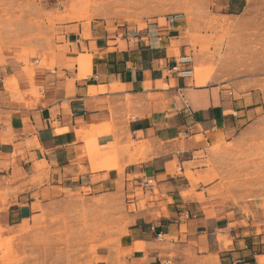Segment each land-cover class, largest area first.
I'll return each instance as SVG.
<instances>
[{"label":"crops","instance_id":"obj_1","mask_svg":"<svg viewBox=\"0 0 264 264\" xmlns=\"http://www.w3.org/2000/svg\"><path fill=\"white\" fill-rule=\"evenodd\" d=\"M213 1L237 15L249 0ZM179 28L154 24L120 38L94 24L86 38L80 27L44 64L30 57L33 67L4 53L0 224L69 192H120L129 222L115 244L98 248L99 264H264V227L255 232L246 206L211 207L184 193L187 165L207 144L237 134L252 109L223 85H192L169 71L175 46L186 48ZM112 143L120 160L100 151ZM93 144L97 153L88 155ZM215 228H226L228 240Z\"/></svg>","mask_w":264,"mask_h":264},{"label":"rangeland","instance_id":"obj_2","mask_svg":"<svg viewBox=\"0 0 264 264\" xmlns=\"http://www.w3.org/2000/svg\"><path fill=\"white\" fill-rule=\"evenodd\" d=\"M175 22L186 47L183 53L194 58L190 84L223 85L252 109L251 119L237 134L207 144L187 165L190 190L184 193L211 207L246 206L244 214L261 234L264 0H249L237 15L221 14L213 0H0V60L10 52L28 63L30 57L42 56L44 64L50 54L68 49V34L80 27L86 38L94 24L122 38L126 30ZM175 48L179 56L180 49ZM110 146L100 151L119 159L118 147ZM87 153H97L94 144ZM129 210L120 192H69L59 200L39 205L30 218L0 224V264H99L98 248L118 241L128 225ZM228 237L219 235L220 240L227 241Z\"/></svg>","mask_w":264,"mask_h":264},{"label":"built area","instance_id":"obj_3","mask_svg":"<svg viewBox=\"0 0 264 264\" xmlns=\"http://www.w3.org/2000/svg\"><path fill=\"white\" fill-rule=\"evenodd\" d=\"M193 64V54L182 53L176 57L174 64L170 67L169 71L183 78H192L194 74ZM225 229L223 230L222 228H215L214 232L221 234L225 231Z\"/></svg>","mask_w":264,"mask_h":264},{"label":"bare ground","instance_id":"obj_4","mask_svg":"<svg viewBox=\"0 0 264 264\" xmlns=\"http://www.w3.org/2000/svg\"><path fill=\"white\" fill-rule=\"evenodd\" d=\"M92 138H94V136H93ZM3 247H4V246H3Z\"/></svg>","mask_w":264,"mask_h":264}]
</instances>
